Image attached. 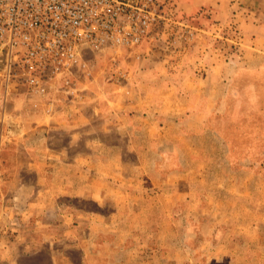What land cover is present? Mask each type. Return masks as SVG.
<instances>
[{
	"label": "crops",
	"instance_id": "1",
	"mask_svg": "<svg viewBox=\"0 0 264 264\" xmlns=\"http://www.w3.org/2000/svg\"><path fill=\"white\" fill-rule=\"evenodd\" d=\"M180 1L223 13L227 0ZM258 5L261 12L247 15L231 8L246 45L243 64L264 54ZM243 64L206 55L198 73L180 79L133 72L128 87L82 89L81 100L67 102L50 96L55 116L39 99L22 96L6 112L0 104V264H170L171 250L177 264H196L201 253L210 264L233 254L235 241L246 247L247 230L215 214L244 207V193L225 204L209 189L218 158L200 147L218 83ZM171 240L186 242L171 249Z\"/></svg>",
	"mask_w": 264,
	"mask_h": 264
},
{
	"label": "rangeland",
	"instance_id": "2",
	"mask_svg": "<svg viewBox=\"0 0 264 264\" xmlns=\"http://www.w3.org/2000/svg\"><path fill=\"white\" fill-rule=\"evenodd\" d=\"M225 2L223 13L227 12L228 16L220 15L223 13L219 8H183L184 5L182 7L181 1L177 0V5L167 12L168 21L161 24L159 30L138 50L124 53L115 61L111 55L85 53L84 62L75 69V77L71 85L67 86L72 88V92L62 94L64 101L81 100L82 89L92 93L91 89L97 90L99 86L107 89L113 86L128 87L130 80L127 76L133 72L158 73L160 77L161 73H169L180 79L198 73L199 60L206 55L233 59L242 64L247 62V59L242 58L246 55L244 37L239 30L240 24L232 16L231 8L236 4L233 10L235 15L238 12L247 15L251 10L261 12V8L257 9L258 4L264 5V1ZM244 14L242 18H245ZM261 50L264 53V47ZM261 57L255 63L243 64L231 79L218 83L217 110L211 118L208 133L201 140L200 147L207 156L215 152V160L218 158V164L212 165L217 171L207 178L210 180L209 189L222 193H218V196L225 204L233 201L237 203V199L241 198L237 195L244 193V207L220 208L216 209L215 214H219L220 219L225 217V220L236 221L239 225L237 231L247 230L250 235L246 247L242 248L240 243L245 241H239L238 245L235 241L233 254L210 264H264V54ZM1 117L3 113L0 110ZM172 147L170 144L167 151L173 153ZM225 154V161L223 157L219 160ZM171 157L165 166L166 170L173 166ZM201 162L210 166L208 161ZM221 163L228 173L224 174ZM214 181L218 183L217 189L212 185ZM1 228L0 223V231ZM179 231L183 234L184 227ZM221 232L224 234L225 230ZM185 242L171 240L169 246L174 249L182 247ZM170 258V264H177L174 260L177 255H173L172 250ZM195 260L196 264H206L203 253L195 256Z\"/></svg>",
	"mask_w": 264,
	"mask_h": 264
},
{
	"label": "built area",
	"instance_id": "3",
	"mask_svg": "<svg viewBox=\"0 0 264 264\" xmlns=\"http://www.w3.org/2000/svg\"><path fill=\"white\" fill-rule=\"evenodd\" d=\"M177 0H0V104L70 94L87 52L113 60L138 50ZM121 55V56H120ZM20 98V99H19Z\"/></svg>",
	"mask_w": 264,
	"mask_h": 264
}]
</instances>
